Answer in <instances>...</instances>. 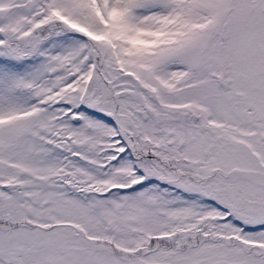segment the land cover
<instances>
[{
    "label": "snow or ice",
    "instance_id": "obj_1",
    "mask_svg": "<svg viewBox=\"0 0 264 264\" xmlns=\"http://www.w3.org/2000/svg\"><path fill=\"white\" fill-rule=\"evenodd\" d=\"M0 264H264V0H0Z\"/></svg>",
    "mask_w": 264,
    "mask_h": 264
}]
</instances>
